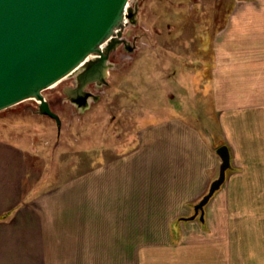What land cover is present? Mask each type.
<instances>
[{
  "label": "crops",
  "instance_id": "crops-1",
  "mask_svg": "<svg viewBox=\"0 0 264 264\" xmlns=\"http://www.w3.org/2000/svg\"><path fill=\"white\" fill-rule=\"evenodd\" d=\"M230 1L212 37L206 118L194 108L159 117L140 136L139 146H153L139 150L136 166L124 157L42 197L26 195L27 154L0 138V264L264 262V0ZM223 145L235 232L227 230L229 199L212 200L204 223L190 219L220 172ZM243 200L250 220L236 214Z\"/></svg>",
  "mask_w": 264,
  "mask_h": 264
},
{
  "label": "rangeland",
  "instance_id": "rangeland-1",
  "mask_svg": "<svg viewBox=\"0 0 264 264\" xmlns=\"http://www.w3.org/2000/svg\"><path fill=\"white\" fill-rule=\"evenodd\" d=\"M231 5L230 0H132L130 7H138L136 24L126 29L124 37L133 50L121 47L115 53L109 85L93 89L98 99H90L87 109L78 110L67 100L54 104V96H63L65 87L76 84L75 74L43 92L62 121L60 127L38 113L39 102L33 99L1 111L0 138L27 154L26 195L44 196L79 172L85 177L91 167L116 166L124 157L136 166L139 150L145 154L153 146H139L141 134L144 138L145 132L151 133L155 122L167 113L189 114L194 108L196 118L203 122L211 104L212 37L218 33L220 17L224 19L223 11ZM234 197L235 191L224 184L208 203L215 198L214 205L219 200L232 202L234 208L227 204V230L231 232L240 225L235 224ZM243 204L244 200L236 214L250 220V205L244 208ZM258 209L259 214L264 210ZM233 257L238 261L241 255Z\"/></svg>",
  "mask_w": 264,
  "mask_h": 264
},
{
  "label": "water",
  "instance_id": "water-1",
  "mask_svg": "<svg viewBox=\"0 0 264 264\" xmlns=\"http://www.w3.org/2000/svg\"><path fill=\"white\" fill-rule=\"evenodd\" d=\"M132 0H0V112L27 100L39 102L38 113L62 121L43 94L76 74L73 103L89 107L98 96L86 91L108 86L110 57L126 45V29L136 24ZM73 95V96H72ZM78 98V100H76ZM219 177L194 207L191 220L205 222L206 206L232 170L228 146L218 148Z\"/></svg>",
  "mask_w": 264,
  "mask_h": 264
},
{
  "label": "flooded vegetation",
  "instance_id": "flooded-vegetation-1",
  "mask_svg": "<svg viewBox=\"0 0 264 264\" xmlns=\"http://www.w3.org/2000/svg\"><path fill=\"white\" fill-rule=\"evenodd\" d=\"M121 47H123L125 50H127L128 52H131L132 50H133V47L132 46H130V43L128 42L126 45H122ZM121 47H119L118 48V50L121 48ZM117 50V51H118ZM116 51V52H117ZM115 52V53H116ZM115 53H113L112 55H111V57H110V62L113 64V62H112V59H113V57H115L114 55H115ZM114 65V64H113ZM79 87V81L76 79V84L74 85V86H72V87H65L63 90H62V94H63V96H54V99H55V101H54V104H58V105H62V104H64L65 102H66V100H67V102H69L70 104H72L73 106H75L78 110H81V111H83V110H85L84 109V107L82 106V105H79L78 103H73L70 99H69V94H67L68 92L69 93H72V91L73 90H76L77 88ZM94 88H101L98 84H96V83H92V84H90L88 87H87V89H86V91L88 92V93H91L92 95H96L95 93H94V91H93V89ZM73 96V95H72ZM96 96H98V95H96ZM91 99V98H90ZM76 100H78V98L76 99ZM51 108H52V106H51ZM53 110V109H52Z\"/></svg>",
  "mask_w": 264,
  "mask_h": 264
}]
</instances>
